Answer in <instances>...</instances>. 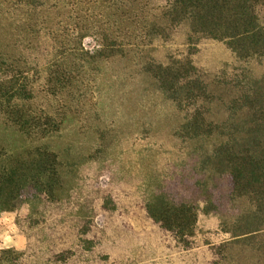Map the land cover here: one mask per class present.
<instances>
[{"label":"rangeland","instance_id":"1","mask_svg":"<svg viewBox=\"0 0 264 264\" xmlns=\"http://www.w3.org/2000/svg\"><path fill=\"white\" fill-rule=\"evenodd\" d=\"M11 1L0 0V57L23 56L31 65L34 109L52 116L57 110V65L66 98L59 132L50 138H25L0 118V147L15 160L42 143L60 164L53 199L0 211V244L7 243L0 246V264H212L221 256L220 264H264L248 248L217 253L249 204L228 198L225 178L200 172L198 155L178 134L182 114L143 72V59L128 52L57 61L65 45L79 43L92 56L113 41L120 0H47L35 11ZM260 15L264 22V8ZM122 30L139 37L142 29L124 23ZM187 34L179 25L162 39H147V63L167 66L169 57H186L209 76L237 65L224 43L202 39L188 46ZM247 67L255 78L264 74L259 60ZM158 195L194 207L196 222L185 242L148 217L147 203Z\"/></svg>","mask_w":264,"mask_h":264},{"label":"trees","instance_id":"2","mask_svg":"<svg viewBox=\"0 0 264 264\" xmlns=\"http://www.w3.org/2000/svg\"><path fill=\"white\" fill-rule=\"evenodd\" d=\"M46 1L17 0L33 11L44 7ZM131 1L120 0L119 26L113 41L92 56L79 43L65 45L55 53L57 61L65 56L124 57L128 52L143 59V72L151 74L158 90L182 114L178 134L198 155L200 172L225 178L228 198L249 204L230 225L226 232L229 240L217 247V253L239 246L264 259V74L255 78L247 67L252 60L264 64V22L260 15L264 0ZM126 2L132 5L129 10ZM124 23L141 26V35L132 37L127 32L126 36L122 30ZM179 25L187 27L188 46L202 39L222 42L237 65L225 66L216 76H209L186 57H169L167 66L153 60L147 63V59H152L147 58L143 46L147 39H162L170 28ZM124 38L137 45L125 43ZM29 65L23 56L0 57V118L4 126L25 138H50L60 129L66 79L57 65L53 81L59 91L53 96L60 101L54 115H49L31 105L34 71ZM24 153L25 159L17 156L15 160L0 147V211L12 210L15 204L25 201L53 199V190L60 184V164L46 144ZM146 210L154 223L167 232H175L181 241L193 233L196 213L191 205L174 204L158 195L148 201ZM224 259L221 256L212 264H220Z\"/></svg>","mask_w":264,"mask_h":264},{"label":"crops","instance_id":"3","mask_svg":"<svg viewBox=\"0 0 264 264\" xmlns=\"http://www.w3.org/2000/svg\"><path fill=\"white\" fill-rule=\"evenodd\" d=\"M12 242H15V241L13 240ZM6 245H7V243L5 241H3V243L1 242V244H0V246H6ZM3 248H7L8 249V248H12V247H3ZM16 249L17 250H22V249H19L17 247H16Z\"/></svg>","mask_w":264,"mask_h":264}]
</instances>
